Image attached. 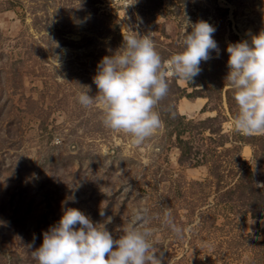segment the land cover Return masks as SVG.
<instances>
[{
	"label": "rangeland",
	"instance_id": "rangeland-1",
	"mask_svg": "<svg viewBox=\"0 0 264 264\" xmlns=\"http://www.w3.org/2000/svg\"><path fill=\"white\" fill-rule=\"evenodd\" d=\"M186 20L216 29L219 54L191 82L166 75L142 145L79 104L124 36L148 35L167 61ZM262 31L264 0H0V264H36L66 208L118 239L141 206L161 264H264V135L234 129L225 81L227 47Z\"/></svg>",
	"mask_w": 264,
	"mask_h": 264
},
{
	"label": "clouds",
	"instance_id": "clouds-1",
	"mask_svg": "<svg viewBox=\"0 0 264 264\" xmlns=\"http://www.w3.org/2000/svg\"><path fill=\"white\" fill-rule=\"evenodd\" d=\"M215 31L206 21L193 24L186 20L182 51L167 61L148 35L124 36L122 46L98 62L93 77L97 94L90 96V86H82L86 91L78 94L79 104L95 105L106 128L128 134L134 145H142L161 127L155 107L168 93L166 75L189 82L198 76L201 62H207L213 51L219 54ZM226 51L229 71L225 81L238 106L233 127L244 135H264V31L250 42L230 44ZM149 219L148 209L138 207L115 239L104 224L94 223L79 209L66 208L60 220L43 232L41 245L31 254L36 264H161L151 251ZM162 223L181 235L170 212L164 213Z\"/></svg>",
	"mask_w": 264,
	"mask_h": 264
}]
</instances>
